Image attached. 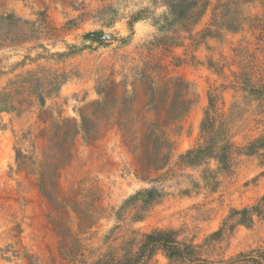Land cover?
<instances>
[{
    "label": "rangeland",
    "instance_id": "obj_1",
    "mask_svg": "<svg viewBox=\"0 0 264 264\" xmlns=\"http://www.w3.org/2000/svg\"><path fill=\"white\" fill-rule=\"evenodd\" d=\"M0 11L22 19H0V91L17 77L63 74L44 109L79 122L80 110L98 98L100 75L115 70L119 80L132 64L150 60L186 81L192 100L169 163L151 181L133 174L117 131L93 142L77 138L59 181L63 192L76 190L80 208L100 211L82 231L73 212L70 223L59 219L61 207L41 195L35 176L17 169V149L28 152L43 126L38 110L22 103L1 112L0 264H116L133 259L155 229L175 230L200 260L157 250L142 264H251L236 256L264 255V216L230 219L233 209L264 195V0H209L194 23L161 31L163 0H0ZM209 93L216 112L203 138Z\"/></svg>",
    "mask_w": 264,
    "mask_h": 264
},
{
    "label": "trees",
    "instance_id": "obj_2",
    "mask_svg": "<svg viewBox=\"0 0 264 264\" xmlns=\"http://www.w3.org/2000/svg\"><path fill=\"white\" fill-rule=\"evenodd\" d=\"M208 4L209 0H163L166 11L156 27L161 31L176 21H182L185 25L194 23ZM0 19L8 20L9 25L22 20L11 12L1 11ZM17 35L21 36V32ZM116 75L117 72L111 70L99 76L95 86L98 98L80 110L79 122L44 109L45 96L60 85L63 74L55 75L50 80L44 79L45 82L34 76L32 82L17 77L9 88L0 91V113L14 111L22 103L38 110L37 117L43 126L33 136L28 152L17 149V169L35 176L41 195L61 207V215H57L59 219L70 223V213L75 214L78 231L95 223L94 217L99 209L97 206L92 211L80 208L83 201L76 200L75 189L67 193L61 190L59 176L74 156L77 138L81 136L85 141L93 142L111 130L117 131L134 159L133 174L141 180L151 181V174L169 163L175 136L182 128V118L192 104L188 83L170 75L163 64L143 60L129 66L128 72L121 73L119 80ZM212 99L209 93V105L200 126L203 138L208 137L213 129L210 119L216 111ZM192 151L188 150L182 156L186 157ZM153 190L152 187L137 190L131 198L149 194ZM263 199L264 195L255 205L233 209L230 219L235 224H245L252 222L254 215L264 216ZM227 224L232 226L226 222L225 227ZM64 227L70 230V225ZM222 228L212 235H219ZM157 250L163 251L169 259L188 262L200 260L194 245L179 241L175 230L155 229L144 235L133 259L120 263L142 264ZM260 254L262 257L239 254L236 258L248 256L249 259L245 260L251 264H264V255ZM97 264L109 263L100 260Z\"/></svg>",
    "mask_w": 264,
    "mask_h": 264
},
{
    "label": "water",
    "instance_id": "obj_3",
    "mask_svg": "<svg viewBox=\"0 0 264 264\" xmlns=\"http://www.w3.org/2000/svg\"><path fill=\"white\" fill-rule=\"evenodd\" d=\"M103 37H110V35L109 34H104Z\"/></svg>",
    "mask_w": 264,
    "mask_h": 264
}]
</instances>
